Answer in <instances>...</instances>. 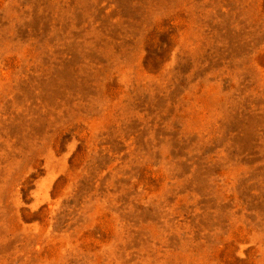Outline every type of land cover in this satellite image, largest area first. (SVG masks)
<instances>
[{
  "label": "rangeland",
  "instance_id": "obj_1",
  "mask_svg": "<svg viewBox=\"0 0 264 264\" xmlns=\"http://www.w3.org/2000/svg\"><path fill=\"white\" fill-rule=\"evenodd\" d=\"M0 264H264V0H0Z\"/></svg>",
  "mask_w": 264,
  "mask_h": 264
}]
</instances>
